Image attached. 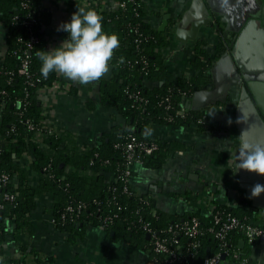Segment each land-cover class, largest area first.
<instances>
[{
    "label": "trees",
    "instance_id": "1",
    "mask_svg": "<svg viewBox=\"0 0 264 264\" xmlns=\"http://www.w3.org/2000/svg\"><path fill=\"white\" fill-rule=\"evenodd\" d=\"M38 1L0 0V21L8 24L10 34L7 51L0 60V131L4 136V142L0 143V192L13 195L12 200L3 201V208L0 209V246L6 240L8 221L13 219L17 231L25 229L28 214L37 206V197L51 192L55 196L52 218L61 230L81 234L83 230L79 232L78 222L113 229L116 236L131 238L155 261L162 263L163 256L153 252L149 237L142 228L144 223H149L162 236L179 240L181 248L177 251L185 258V264H200L221 248V242L209 232L210 227H216L213 213L209 211L179 217L159 210L153 214L155 208L150 196L136 194L133 190L131 181L135 166L128 181L122 179L127 163L123 152L115 144L126 141L129 135H135L140 141L157 143L158 150L146 156L143 165L158 168L166 159L170 147L145 134L144 129L151 122L196 125L205 130L210 124V115L205 110L186 108L185 101L211 84V69L216 58L208 53L205 41H198L192 60L194 76L189 79L174 77L159 51L168 44L167 34L150 24L145 0H118L125 1L126 6L119 5L114 10L101 13L103 30L116 33L120 41L119 47L113 50L112 77L102 81L101 96L103 102L118 109L130 127H115L107 135L108 138L83 152L55 133L40 139L44 125L39 91L52 86L58 79V73L53 71L44 77L40 72L38 53L46 51L48 44L41 27L48 22V18L40 15ZM29 15L32 17L31 24L25 25L23 21ZM32 37L36 41L30 43ZM222 51V47L218 49L219 54ZM26 54L30 59V77L20 73ZM148 81L157 84L150 87ZM131 94L145 99L140 108H137L138 103ZM168 103L171 105L169 109L166 108ZM180 110L184 111L183 115L178 113ZM170 116L172 120H169ZM25 153L32 154V169L42 177L38 185L29 183L27 171L16 161ZM3 175H7L6 181ZM15 180L17 183H14ZM126 184L134 194L124 190ZM146 198L151 204L143 202ZM80 203L85 206L76 217L68 207L77 209ZM214 206L264 228V218H259L245 206L229 207L219 203ZM73 216L77 221L71 220ZM195 216L200 220L202 232L191 238L185 235L182 226ZM106 217H111L112 221L104 222ZM170 226L177 232H169ZM243 238V231L233 230L227 236L226 249H239L241 256L247 258L251 251L249 246L240 247ZM258 238L261 239L257 237L255 241ZM11 264L25 262L13 259Z\"/></svg>",
    "mask_w": 264,
    "mask_h": 264
},
{
    "label": "crops",
    "instance_id": "2",
    "mask_svg": "<svg viewBox=\"0 0 264 264\" xmlns=\"http://www.w3.org/2000/svg\"><path fill=\"white\" fill-rule=\"evenodd\" d=\"M258 2L261 5L259 18L264 27V0ZM145 4L150 24L167 34L168 44L159 51L174 77L189 79L194 76L192 60L198 41L206 42L208 53L217 61L236 40V32H231L230 38L224 37L221 31L225 23H220V31L214 18H209L208 25H201L196 38L191 39L193 24L205 15L197 9L188 12L192 0H145ZM118 6V0H39V13L48 18V22L41 27L48 41L47 50L58 46L66 38L67 33L57 31V27L69 20L77 7L94 8L101 15L103 11L114 10ZM186 13L189 14L184 17ZM210 22L214 23L213 27ZM178 30L181 32L178 33ZM9 37L8 24L0 21V60L7 51ZM221 47L223 51L219 54ZM114 57L113 53L112 65ZM212 69L211 84L201 90L215 91L216 95L206 99L203 106H197L210 115L209 126L200 130L196 125L151 122L144 129L145 134L169 144L170 151L158 168L135 165L131 181L133 190L136 194L150 196L155 211L168 215L206 214L212 205L219 203L229 207L245 206L259 218H264V193L257 198L247 196L243 201L237 199L247 193L243 184L248 183L246 179L252 175L246 170L233 172L237 154L241 151L242 136L235 107L229 102L231 99L238 100V92L220 91ZM57 73V81L39 91L44 125L40 139L55 133L83 152L108 138L107 135L115 127H130L116 107L102 100V81L107 79L102 77L96 82L80 84ZM223 80L224 84L229 81L228 78ZM147 83L150 87L157 84ZM185 107L188 108L187 101ZM3 142L4 136L0 131V143ZM16 161L27 171L29 183L38 185L42 177L32 169V154L25 153ZM14 183H17L16 180ZM54 200L51 192L38 196L36 208L28 214L27 227L21 231L15 230L13 219L8 221L6 240L0 246V264H11L13 259L25 264L160 263L131 238L116 236L113 229L82 222L76 224L79 232L83 230L81 234L59 229L52 218ZM241 240H245L241 248L250 247L247 263L264 264V237L258 238L255 243L248 242L246 238Z\"/></svg>",
    "mask_w": 264,
    "mask_h": 264
},
{
    "label": "water",
    "instance_id": "3",
    "mask_svg": "<svg viewBox=\"0 0 264 264\" xmlns=\"http://www.w3.org/2000/svg\"><path fill=\"white\" fill-rule=\"evenodd\" d=\"M260 6L258 0H192L188 11L197 9L205 14L193 24L191 39L196 38L201 25H208L209 18L215 19L213 20L220 31V23H225L221 31L224 37L228 38L231 32L237 33L235 42L230 43L228 50L215 61L212 74L215 83L219 84L220 91L238 92V100L231 99L229 103L235 107L242 143H264V27L259 18ZM209 24L213 27L214 23ZM180 32L181 30H178V33ZM221 67L224 69L220 70ZM112 73L113 65L110 64L109 73L103 78L111 79ZM224 78L229 79L225 84ZM215 95V91L198 90L192 99L187 100V107L199 110L197 106H203L206 99ZM251 174L250 178L246 179L248 183L243 184L248 191L237 197L239 201L250 197L249 193L254 184H264V176ZM244 244L245 240H241L240 247Z\"/></svg>",
    "mask_w": 264,
    "mask_h": 264
},
{
    "label": "clouds",
    "instance_id": "4",
    "mask_svg": "<svg viewBox=\"0 0 264 264\" xmlns=\"http://www.w3.org/2000/svg\"><path fill=\"white\" fill-rule=\"evenodd\" d=\"M57 31L66 32L67 36L58 46L38 53L42 76L56 71L80 84L106 77L113 50L119 47L120 41L116 33L103 30L102 16L94 8L77 7L69 20L58 25ZM240 170L264 176V143H242L232 171ZM262 193L264 184L257 182L249 195L257 198Z\"/></svg>",
    "mask_w": 264,
    "mask_h": 264
},
{
    "label": "built area",
    "instance_id": "5",
    "mask_svg": "<svg viewBox=\"0 0 264 264\" xmlns=\"http://www.w3.org/2000/svg\"><path fill=\"white\" fill-rule=\"evenodd\" d=\"M119 5L122 7L126 6L125 1L119 2ZM23 6H27L26 3H23ZM32 17L29 15L26 20L23 21L25 25L31 24ZM36 38L32 37L30 39V43L35 42ZM29 44V43H28ZM29 54L23 59L22 68L20 69V73L26 74L30 77V73L28 71L29 66ZM132 97L135 98L136 102L138 103L137 108H140L142 104L145 102V99L137 94H131ZM171 105L168 103L166 108L169 109ZM179 114L183 115L184 111H178ZM173 118L170 116L169 120ZM29 127H33L32 124H29ZM117 149H120L126 159L127 168L125 171V176L122 178L124 181H128L129 175L132 172V169L135 165H143L144 158L146 156L153 155L155 151L158 150L159 146L155 142H147V141H140L137 139L135 135H129L128 139L123 142H117L115 144ZM7 175H3V180H7ZM124 190L129 192L130 194H134V191L129 189V186L126 184L124 186ZM13 195L10 193H1L0 192V209L3 208V201L4 200H12ZM145 204H151L149 198L143 199ZM85 205L80 203L75 209L74 207H68L69 211H74L75 216L78 217L80 213H82V208ZM210 212L213 213V220L214 225L216 227H210L209 232H211L216 239L221 242V248L219 251L207 256L200 264H225L228 262H238L239 264H248L247 258L241 256V252L239 249H232L231 251L226 249L227 246V236L233 230H241L245 234V238L248 242L253 243L257 237H264V228L252 225L246 221L241 220L239 217L234 215L231 211L218 208L214 205L211 206ZM153 214H156V211L153 210ZM73 216L71 220L77 221V218ZM65 218V215L63 216ZM112 221L111 217H106L104 222ZM53 222L55 223L54 219ZM143 230L146 231L147 235L149 236V240L152 244V250L156 254H161L163 256V262L161 264H185V258L182 255H179L177 249L181 248L179 240L175 237H164L161 233L153 228L150 227L149 223H144L142 225ZM185 235L189 237H195L202 232L200 220L198 217H192L190 222H186L182 226ZM169 232L176 233L177 229L173 226H170L168 229ZM172 244L174 247H172ZM197 246L196 243L193 244Z\"/></svg>",
    "mask_w": 264,
    "mask_h": 264
}]
</instances>
